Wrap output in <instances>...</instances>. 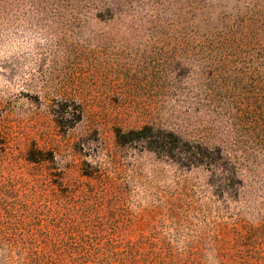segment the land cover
Instances as JSON below:
<instances>
[{
    "label": "rangeland",
    "instance_id": "1",
    "mask_svg": "<svg viewBox=\"0 0 264 264\" xmlns=\"http://www.w3.org/2000/svg\"><path fill=\"white\" fill-rule=\"evenodd\" d=\"M7 194L0 264L264 262V0H0Z\"/></svg>",
    "mask_w": 264,
    "mask_h": 264
},
{
    "label": "trees",
    "instance_id": "2",
    "mask_svg": "<svg viewBox=\"0 0 264 264\" xmlns=\"http://www.w3.org/2000/svg\"><path fill=\"white\" fill-rule=\"evenodd\" d=\"M5 199L8 200V203L6 200H4L5 201L4 208L0 207V223H5V221L3 220L6 218V223L10 225V220H12L11 222H13V219L18 217V213L20 209L15 208L14 203L12 204L9 203V200L13 199L9 194L5 195ZM97 247H99V245H96L95 243H93V241H89V240L88 242H83L81 244H78L77 246H74V244H69V243L67 244V242L60 243V251L64 249L69 251L71 250V253H74L75 250H77L80 253V259H82L83 261L82 263H86L89 262V260L91 259H95L97 255L95 250L99 249ZM236 264H255V263L250 262L247 256L244 257L241 256V260ZM260 264H264V262H260Z\"/></svg>",
    "mask_w": 264,
    "mask_h": 264
}]
</instances>
